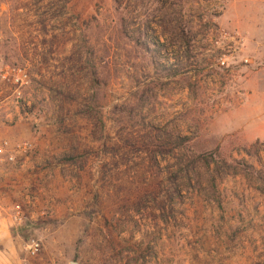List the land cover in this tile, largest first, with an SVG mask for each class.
I'll return each mask as SVG.
<instances>
[{"label": "rangeland", "instance_id": "rangeland-1", "mask_svg": "<svg viewBox=\"0 0 264 264\" xmlns=\"http://www.w3.org/2000/svg\"><path fill=\"white\" fill-rule=\"evenodd\" d=\"M0 59L27 264H264V0H0Z\"/></svg>", "mask_w": 264, "mask_h": 264}, {"label": "built area", "instance_id": "built-area-1", "mask_svg": "<svg viewBox=\"0 0 264 264\" xmlns=\"http://www.w3.org/2000/svg\"><path fill=\"white\" fill-rule=\"evenodd\" d=\"M222 65H225V60L223 58L220 60ZM0 81L6 84H9L14 89V97L16 99L17 106H19L17 100L23 98V89L30 85V78L27 71L23 68L18 67H6L5 70L0 74ZM31 150L28 143H23L16 147L5 140L0 139V163L6 162L9 164H15L16 158L18 155H23L28 153ZM17 208L16 216L20 214ZM0 209V214H1ZM15 216V217H16ZM41 249V246L38 242H33L30 246L31 254H37Z\"/></svg>", "mask_w": 264, "mask_h": 264}, {"label": "crops", "instance_id": "crops-1", "mask_svg": "<svg viewBox=\"0 0 264 264\" xmlns=\"http://www.w3.org/2000/svg\"><path fill=\"white\" fill-rule=\"evenodd\" d=\"M2 68L3 64L0 59V71ZM3 124L0 116V139L15 138L19 135L15 128L4 127ZM7 216L5 209H2L0 214V264H27L26 260L21 257L23 253L21 247L17 245V241L11 235L12 222Z\"/></svg>", "mask_w": 264, "mask_h": 264}, {"label": "trees", "instance_id": "trees-1", "mask_svg": "<svg viewBox=\"0 0 264 264\" xmlns=\"http://www.w3.org/2000/svg\"><path fill=\"white\" fill-rule=\"evenodd\" d=\"M264 145V142H260L257 141L252 147L253 148H257L256 150V155L258 157V154L261 152V147ZM247 155H249L250 157H253V154H251V152H249L248 150L246 151ZM258 159H260L258 157ZM238 167H243V170H238V168H233V171L235 173H239L240 175L244 176L245 179L247 180V182L249 183L250 187L253 189H257L260 191H263L262 189H264V171H259L256 172L255 175L252 172H249V174H247L248 170L250 171H254L253 167H249L248 165H246L245 162H236ZM248 166V167H247ZM245 167L248 169H245ZM228 168V167H227Z\"/></svg>", "mask_w": 264, "mask_h": 264}]
</instances>
